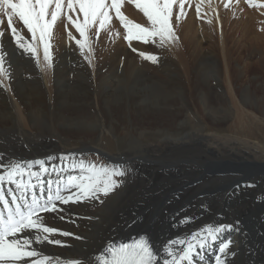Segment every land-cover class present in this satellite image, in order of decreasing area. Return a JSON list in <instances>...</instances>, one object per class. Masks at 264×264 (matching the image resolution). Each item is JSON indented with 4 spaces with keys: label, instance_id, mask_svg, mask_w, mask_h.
<instances>
[{
    "label": "bare ground",
    "instance_id": "1",
    "mask_svg": "<svg viewBox=\"0 0 264 264\" xmlns=\"http://www.w3.org/2000/svg\"><path fill=\"white\" fill-rule=\"evenodd\" d=\"M66 1L64 0V2ZM219 1L223 0H183L184 8L181 14L180 0H176V3L173 4L170 23L175 21L179 26H182L180 23L185 25L195 17V14H200V11L207 8L215 11L216 15V13L224 11L223 8L226 4L237 6L235 9L228 10L226 15L229 17L240 15L239 19L223 17L218 22L219 28H222V33L219 31L221 36L217 37L221 45L217 44L216 38L210 40L211 43H215L222 49L225 72L228 74L225 79L229 93H231L233 89L230 88L232 84L230 81L233 82L234 78L232 73L234 75L239 71L232 64L233 59L239 60L240 57H251L257 54L260 58L253 66L258 67V71H264V39L259 40L261 35L253 32L254 36L246 37L243 42L242 37L240 39L233 38V33L225 28L236 22L235 24L239 23V27L245 34L244 28H250L249 24L260 23L262 15L264 16V11H262L264 7L261 5L262 10H254L246 7L243 0H225L226 4L218 9ZM234 1H236L235 4ZM146 2L147 0H121V11L127 19L138 20L141 24H152L142 8L136 7L137 4L144 5ZM250 2L258 5L255 0H250ZM5 18L6 15L0 14V20L4 21ZM71 24L69 23L70 30L67 33H71V39L72 37L75 39L71 41L72 44L68 49H66L65 42H61V46L56 41L50 42L53 56L51 63L43 59L42 44L38 46L39 59L30 53V57L26 58L24 51L18 48L16 39L12 36L7 24H0V32L3 33L0 36V53L5 54L8 58L5 60L4 67L9 70L7 76L0 74V80H3V85L0 86V157L6 158L5 163L20 160H45L46 164L59 165L61 162L57 154L65 156L74 154L78 159L67 160L65 166L61 167L57 173H53L49 168L47 174H41L43 179L60 180L62 195L68 194L63 188L64 177L86 175L88 172L89 164L83 153L84 151L86 153V149L91 146L84 144L73 149H64L62 143L54 138L60 134L89 137L104 129L105 131L106 129L110 130L109 132L111 130L118 132L123 128L127 131L126 133L134 137V141L127 152L119 154L108 152V154L114 155L116 159L132 158L134 162L129 169V179L120 186L116 193L113 192L101 207L94 200L67 205L58 202V207L63 211L41 213L44 226L67 231L72 235L47 234L49 239H59L70 247L46 242L39 245L33 243L32 249L42 253L37 259H43V256L46 255L54 258V264H72L73 261L82 262V264H98L95 258L99 257L102 251H106L109 245L115 244L119 239L129 234H138L137 232L141 230H147L152 234L156 248L160 250L167 241L177 237L190 238L193 232L198 231L206 224L215 226L231 224L235 228L239 221V231H233L230 236V240L233 242L230 244L227 256L218 253L214 243L209 240L206 251L201 250V256L196 259L201 264H217L215 257L221 255L225 264H264V134L261 135L262 137H257V141L252 142L238 137L231 138L228 135L221 137L214 133L202 132L200 129L183 135L163 134V138L157 142L142 143L140 140L144 134L141 131V126L145 125L147 120H149V126L154 127L158 116L168 115L176 118L177 114L185 113L184 108L194 105L196 99H199L198 104L211 114L210 116L215 122L222 119L220 115L211 113L212 105L217 104V100H220L228 110H232L233 105L231 107L229 99L226 100L220 92L214 95L203 93L202 96L200 94L198 97L192 98L183 86L184 89H179L178 92L182 93L180 101L171 104L172 108L169 111H160L159 113L157 109H165L166 103L163 101L167 98L164 95L167 92L160 90L156 84H152L159 82L152 79L145 80L141 71H135L129 67L134 63L130 58L125 63V71L129 72L128 77L121 78L120 85L113 88L103 103L98 96L88 93V91H83L81 94L80 90H76L74 93L71 89L66 90L68 84L65 78L67 77L62 71L67 70L66 66L62 68V64L67 57L74 59L71 52L76 48L75 41L78 40L74 25L71 26ZM13 26L23 37V43L37 45L38 42L32 40L31 34L18 17H13ZM168 44H172L170 40ZM195 45L189 44V49L171 45L170 50L165 48L163 52H156L160 56L150 65L165 67L163 71L173 73L182 84L191 85L194 90L202 88L203 83L209 85V79H212L210 76L218 81V85H222L219 73L221 64L216 55L217 52L209 50L210 52L207 54L203 44L198 40L195 41ZM179 49L180 51H178ZM19 54H21V58H18ZM174 54H178L177 59H173ZM117 55L121 56L122 54L118 53ZM208 56L211 58L210 64L206 62ZM28 62H31L29 66L31 71H25ZM77 62L80 63L78 60ZM84 65L87 67V64L84 63ZM96 69L94 76L98 78L97 73L100 69L99 67ZM244 69L251 71L253 67L247 64ZM73 71L75 72V70ZM136 80L137 82H135ZM107 83L104 87L105 93L108 92V87L113 85ZM138 83L145 86L137 88L139 87ZM85 87L84 90L90 85H85ZM236 89L238 88L236 87ZM125 93H132V100L136 103L115 104L114 102L124 99ZM80 95L85 99H82ZM58 97L62 99L57 100ZM233 99H235L234 106L238 105V116L239 114L244 115L242 117H245L246 114L249 115L248 113L255 114L254 111L262 114L264 111V98L258 97V94L256 98L253 94L247 96L243 91L239 98ZM240 104L246 108L241 107ZM52 107L57 111L61 107L67 110L75 107L80 108L66 113H56L50 117L46 111L52 110ZM87 110H93L99 114L98 118L96 117L97 120H88ZM245 118L241 121H245ZM128 119L129 126L125 123ZM123 129H121V133H123ZM129 130L130 132H128ZM231 139L236 142H231ZM222 140L224 142H221ZM74 149L76 150L74 151ZM139 151L148 152L150 155L144 159H148L152 163L146 162V164L144 159L137 161L135 156ZM245 156L247 157L243 159ZM50 157L51 161H49ZM81 160L85 170L83 172L79 169L73 171L67 166L73 163L79 165ZM168 168L174 170L169 172ZM38 169L39 166L34 168V170ZM189 169L192 172L194 170V173H199L200 176L192 172L189 173ZM59 173H63V177ZM211 177H214L215 184L205 190L208 197L201 203H197L199 193L196 192V182L208 180ZM7 187L8 185L5 184V188ZM54 187L55 185H53ZM8 198L10 201V197ZM41 198L43 199V196ZM0 206H3L2 201H0ZM200 206L204 208V211L197 214L195 210ZM60 216H63L64 219H60ZM181 221H185V223L181 225ZM29 232L30 230L26 231L19 238L29 235ZM37 235L45 234L41 232ZM222 236L225 239L226 235ZM75 237H81V239ZM223 237L220 236V239L223 240ZM232 251L237 254L232 256ZM160 256L166 257V253L161 250ZM20 264H23V261Z\"/></svg>",
    "mask_w": 264,
    "mask_h": 264
},
{
    "label": "rangeland",
    "instance_id": "2",
    "mask_svg": "<svg viewBox=\"0 0 264 264\" xmlns=\"http://www.w3.org/2000/svg\"><path fill=\"white\" fill-rule=\"evenodd\" d=\"M243 1H245V6L250 9H254V10L261 9V5L264 7V0H255V2L258 3V5H256V3L252 4L250 0H243ZM64 3L66 5L67 1ZM233 3L235 4L236 1H234ZM225 4H226L225 0L219 1L217 4L218 9L222 8ZM236 7L237 6H230L226 4L225 7L223 8L224 11L220 13H216V15H215V11L213 12L211 11L212 9L207 8L205 10H202L203 12L200 11L201 12L200 14L199 13L195 14V17L191 20L192 22L189 21L185 25L183 23H180L182 26H179L174 21L170 23L173 31L170 34H168L163 40L159 36L153 37L149 34H143L140 38H137L138 29L136 28H133L132 33L129 34L128 30L124 28L123 26L124 22L119 21L118 17L114 15V10H113V12L110 13V20L105 24V27L103 29H98V25H97L95 27L89 28L87 31L88 41H87L86 47L81 50L79 46L75 44L76 48L73 49L71 52V54L74 55V59L73 58L70 59V57H67L65 62L62 64V68L66 66L65 68L67 70L65 72L62 71V73H65L67 77L65 78L67 79V84H68V87L66 88V90L71 89L73 90V93L76 90H80L81 94L83 91H88V93L98 96L99 100H101V102L103 103L107 99V97H109L110 92L113 90V88L115 89L117 86L120 85L121 78L128 77L129 72L125 71V63H126V60L130 58L132 59V62L134 63H133V66H129V67L133 68L135 71H139V72L141 71L140 73L144 75L143 79L145 80L152 79L156 82H159V83H152V84H156L160 88V90L162 91L165 90L164 92H167V93L163 92L164 95L167 97L166 100L163 101L166 103L164 107L165 109H157L159 113L160 111L161 112L169 111L175 102L180 101L182 97V93L179 94L178 92H179V89L181 90L184 89L183 86L186 88L188 94L192 96V98L193 97L196 98L200 94L202 96L203 93L214 95L215 93L220 92L221 95L222 94L224 95V98L226 100L229 99L228 101L230 102L231 107L233 105L232 110L230 109L228 110V108L225 107L224 104L221 103L220 100H217V104L212 105L211 113L215 115H220L222 119H219L218 122H215L212 120V117L210 116L211 114L208 113V111H205L204 108H202L198 104L199 99H196L194 105H190V107L184 108L185 113L177 114L176 118L169 117L168 115L163 116V117L158 116L154 127H150L148 123L149 120H147L145 125H142L143 127L141 126V131L144 134L141 137L142 139L140 140L142 143L145 144V143L157 142L163 138V134L183 135L184 133L190 132L192 130H200V129H202V132L214 133L221 137L228 135L231 138L238 137V138H242V139L252 141V142L257 141L258 140L257 137H260L262 134H264V111L262 112V114L254 111L256 115L253 113H248L249 115L246 114L245 116L246 118L242 117L244 116L242 114L241 115L239 114L238 116V111H239L237 107L238 105L234 106L235 99L233 98H239L240 94L243 91L246 92L247 96H251L253 94L254 97L257 98V94H258V97L260 96L264 98V71H261V70L258 71V67L253 66L254 63H256L257 59H259L260 57L256 54L251 57L250 56L240 57L239 60L233 59L232 64L236 66L239 69V71L234 73V75L232 73V76H234V78H233V82L230 81V84L232 83L230 88L232 87L233 91L229 93V90H228L229 87L227 85V80L225 79L227 78L228 74H226L225 72V64H224L225 62H224V58L222 54V49L219 48L218 45H215V43L213 44L210 41L211 39L214 40L215 38L217 39V37L219 38V36H221L219 31H221L222 33V28H219L218 22H220L221 18L223 17H229L228 15H226L227 11L231 10V8L235 9ZM248 8L246 9L247 11L249 10ZM262 11H264V8ZM70 14L73 15V19H79L82 22V19H83L82 13H75V14L70 13ZM212 16H214V18H212ZM239 16L240 15H238L237 17L231 16L229 18L233 17L232 19H239ZM247 17H248V14H247ZM262 17L263 18L259 24H257L258 22H255L256 26L251 23L249 24L250 28H244L245 34L242 32L241 28L239 27L240 24L239 23L235 24L236 22L234 23V25H228L229 27L227 26L225 29L233 33V38L235 39H240V37H242L244 40L243 42H245L246 37L252 38L251 36H254L253 32H257L258 34H260L261 37H259L258 39L261 40L262 38L264 39V27H263L264 26V16L262 15ZM61 19L63 23H60ZM5 20L7 21V17L5 18ZM5 20H4V24L6 23ZM58 20H59L57 21L58 25H55L52 29L50 42L56 41V43L59 44V46H61L62 44L61 42L63 43L65 42L66 45L65 44L64 45L66 46V49H68V47L71 46L72 44L71 41L75 39L74 37H72L71 39V37L67 33V31L70 30L69 23L71 24V22L68 21L63 15ZM126 20L132 22V24L140 23L138 20H133L131 18H128V19L126 18ZM181 21L183 22L184 20H181ZM139 25L145 29H148L149 31H151L153 27L152 24L146 25V24L140 23ZM221 25L223 26V22ZM73 27L75 28V25ZM248 29L250 30L248 31ZM75 30L77 34L76 35L77 39L83 40V37L80 36L78 30L76 28ZM97 30H99V36L95 35ZM242 34L244 35L241 36ZM129 35H131V39H129ZM59 39L60 40L63 39V40L60 41ZM169 40L172 43L170 45L168 44ZM196 40H198L199 42L203 44L204 51H207V54L210 52L209 50H213L217 52L216 55L221 64V67L219 68V73L222 78V85L220 84L218 85V81H216L215 79H213L212 76H210L212 79H209L210 80L209 85H206L203 83L202 88L194 90V87H191V85L187 86L185 84H182V82L179 79H177V77L173 73L165 72V70L163 71L165 67L160 68V67H154L150 65V63L153 60L149 59L148 57L155 56L158 60L160 56L156 52H159V53L160 51L163 52L165 48L170 50L171 45L173 47L175 45L176 47L182 46V48L189 49V44L195 45ZM179 43H181L182 45H180ZM217 44L221 45L218 39H217ZM178 51H180V49ZM24 53H25L26 58L30 57L29 53H26V52ZM118 53L122 55L118 56L117 55ZM177 56L178 54L176 55L174 54L173 59L175 58L177 59ZM18 58H21V54H19ZM207 58H206V62L210 64L211 58L209 56ZM77 60L81 63V65L80 63L77 62ZM30 63L31 62H28V65L26 66L25 71H29V70L31 71V69L29 68ZM84 63L87 64V67H85ZM247 64H249L250 67H253L251 71H248V69L247 70L244 69V67ZM96 67L97 68L99 67L100 69V71L97 73L98 74L97 76H99L98 78L94 76L97 70ZM72 69L75 70V72ZM152 74H155V75H152ZM137 80L135 82H137ZM109 81H113V82H109ZM106 82H108L107 84L109 83L113 84L112 87H108L107 93H105L104 91ZM138 84H139V87L137 88H142L143 86H145V85L141 86V83H138ZM85 85H90V87L84 90V88H86ZM236 87L238 89H236ZM81 97L82 99H85L83 96ZM123 97L124 99L122 101L119 100L118 102H114V103L115 104L122 103V102L136 103L132 100V97H133L132 93L130 94L125 93ZM60 99L62 98L58 97L57 100H60ZM164 99H160V100H164ZM240 106L246 108L242 104H240ZM78 108L80 107H75V108H71L70 110H67V109H62L61 107L57 111L56 109H53L52 107V110L50 109L46 111V113L48 114V116L53 117L54 114L56 113H66V112H70L71 110L78 109ZM86 115H87L86 117L88 118V120L92 121L94 119L97 120L98 118L97 115L99 114H97L93 110H87ZM127 116H129V114H127ZM244 118H245V121H241L242 119L244 120ZM125 123L126 125L129 126L130 125L129 119ZM121 129L118 132L115 130H111V132H109L110 130L106 129L105 131L104 129L103 131L93 134L92 136H89V137H85L82 135L81 137L80 135L78 136L76 134H68V135L60 134V136L54 137L55 139H58L62 143L64 149H73L78 146H82L84 144H88L89 146H91L86 149V153L85 151L83 153L84 157L88 161L89 166L96 165L97 168L107 167L112 170H122L125 172V175L123 177L118 176V175L113 177V179L117 182V186L113 188V190L109 192L106 195V197L102 193L99 194L100 200H103V203H100L99 201H97L99 207H101L111 197L113 192L116 193L119 190L120 186H122L123 183L127 181L130 177L129 169L131 168L130 166L134 162L132 161L133 159L132 158L116 159L114 155H111L110 153H109L110 155L108 154V152H111L112 154H119L121 152H127L128 148L131 146L132 142L134 141V137L132 135L126 133L127 131L125 129H123L124 131L122 130L123 133H121L120 132ZM128 132H130V130ZM210 138L213 139L214 137H210ZM233 141L235 140L231 139V142ZM221 142H224V140H222ZM75 150L76 149H74V151ZM70 151H73V150H70ZM148 155L150 154L146 151H141V152L139 151V153L135 157H137V161H139L140 159L143 160L144 158H147ZM61 156H65V155L57 154V157H61ZM246 157L247 156H245L243 159H245ZM144 161L145 163L146 162L147 163L149 162V164L152 163V161L148 159L147 160L144 159ZM170 168H172V165H170ZM173 170L174 169L168 168L169 172H172ZM188 172L189 173L192 172L191 169H189ZM194 172L195 171L193 170L192 173ZM88 173L89 172H87L86 175H88ZM194 174H196L197 176H200L199 173H194ZM213 178L214 177H211V179L203 180L198 183L196 182L195 184L196 192L199 193L197 203H201L202 200H205L208 197V193H206L207 191L205 190L207 188H210L213 184H215V181ZM201 192H204V193H201ZM195 211L197 214H200V213H203L204 208L200 206ZM208 225L215 226L212 224H206L205 226H208ZM205 226L200 227L198 231L205 228ZM141 231L149 234V236L153 240V244L156 246L154 237L152 236V234L149 233L147 230H141ZM232 232L223 233L222 235H226L225 239L222 235L221 237H223L224 241H227L231 239L230 236ZM133 234H136V233H132L129 235H133ZM129 235L127 236L131 237ZM127 236L122 237L121 239L127 238Z\"/></svg>",
    "mask_w": 264,
    "mask_h": 264
},
{
    "label": "snow or ice",
    "instance_id": "3",
    "mask_svg": "<svg viewBox=\"0 0 264 264\" xmlns=\"http://www.w3.org/2000/svg\"><path fill=\"white\" fill-rule=\"evenodd\" d=\"M174 3L176 0H147L144 5H136L137 8H142L147 19L152 22L151 31L126 20L121 11V0H67L66 5L64 0H0V14L6 15L7 26L11 30L12 36L15 37L19 49L39 59L38 46L42 44L43 59L51 63L53 60L50 50L51 32L62 15L75 25L80 36L83 37V40L75 42L80 49H84L88 41V29L97 25L98 29H103L110 20V13L113 10L119 21L124 22L123 26L129 34L132 33L133 28H136L138 29L137 38L143 34H149L153 37L159 36L163 40L173 31L170 19ZM179 7L182 14L183 0H180ZM70 13H82V22L79 19H73V15ZM13 17H18L22 25L26 26L32 40L38 42L36 46L22 42L23 37L13 26ZM3 23L4 21L0 20V24ZM60 23L63 21L61 20ZM2 35L3 33L0 32V36ZM68 35L71 36V33ZM95 35L99 36V30ZM129 39H131V35H129ZM148 58L153 61L157 59L155 56ZM6 59H8L6 55L0 53V74L4 76L9 75V70L4 67ZM2 85L3 80H0V86ZM5 159V157H0V201L3 204V208L0 209V264H20L21 261L23 264H29V260L30 264H54V258L46 255L43 256V259H37L42 253L32 249V244L39 245L46 242L70 247L59 239H49L47 234L58 233L62 236H70L72 233L44 226L40 214L63 211L58 207V202L65 205L84 203L89 200L103 203L99 194L102 193L106 196L117 186L113 177L125 175L122 170H112L107 167L97 168L96 165H90L88 169L90 174L88 175H67L63 178V188L68 194L62 195L61 181L43 179L41 174H47L49 168L53 173H57L61 167L65 166L67 160L78 159L74 154L59 157L61 161L59 165L46 164L45 160H20L5 163ZM51 160L50 157L49 161ZM36 166H39L38 170H34ZM67 166L73 171L77 169L81 172L85 171L82 160L79 165L73 163ZM59 174L63 177V173ZM5 184L8 185L7 188H5ZM53 185H55L54 188ZM73 189L75 190L73 191ZM8 197H10L11 203ZM60 219H64V217L60 216ZM184 223L185 221H181V225ZM28 230H30L29 235L19 238ZM232 231H239V221L235 228L231 224L205 226L202 230L193 232L190 238L177 237L167 241L160 250L155 248L148 236L142 235L139 240L133 241L131 244L109 245L106 251H102L95 259L98 264H201L196 258L201 256V250L206 251L209 240L214 243L220 254L228 255L232 241L230 239L221 240L220 236L225 232ZM41 232L45 235H37ZM75 238L81 239V237ZM217 241L219 243H216ZM161 250L166 253V257L160 256ZM109 254L110 258H107ZM231 254L235 256L237 253L232 251ZM215 259L217 264H225L221 255H217ZM72 264H82V262L73 261Z\"/></svg>",
    "mask_w": 264,
    "mask_h": 264
}]
</instances>
